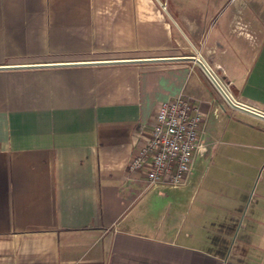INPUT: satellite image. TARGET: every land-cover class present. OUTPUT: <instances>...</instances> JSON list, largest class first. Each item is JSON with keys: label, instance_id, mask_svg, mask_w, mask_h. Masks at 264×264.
I'll return each mask as SVG.
<instances>
[{"label": "crops", "instance_id": "obj_1", "mask_svg": "<svg viewBox=\"0 0 264 264\" xmlns=\"http://www.w3.org/2000/svg\"><path fill=\"white\" fill-rule=\"evenodd\" d=\"M195 49L264 112V0H0V67ZM177 97L204 150L184 185L150 187L129 166ZM262 168L264 121L195 63L0 70V264H264Z\"/></svg>", "mask_w": 264, "mask_h": 264}, {"label": "built area", "instance_id": "obj_2", "mask_svg": "<svg viewBox=\"0 0 264 264\" xmlns=\"http://www.w3.org/2000/svg\"><path fill=\"white\" fill-rule=\"evenodd\" d=\"M205 123L200 107L187 97L163 103L150 139L130 163V172L144 171L150 187L184 185L194 157L204 150Z\"/></svg>", "mask_w": 264, "mask_h": 264}, {"label": "water", "instance_id": "obj_3", "mask_svg": "<svg viewBox=\"0 0 264 264\" xmlns=\"http://www.w3.org/2000/svg\"><path fill=\"white\" fill-rule=\"evenodd\" d=\"M166 10V8H164ZM196 56L178 57L170 59H140L131 61H109V62H97V63H81V64H51V65H32V66H15V67H0V70H12V69H25V68H46V67H66V66H91V65H108V64H141V63H165V62H192L197 64L210 82L214 85L220 95L224 98L226 103L235 110L241 111L258 119L264 121V113L257 111L251 107H248L238 102L229 90L223 85L216 73L206 63L204 58L195 49Z\"/></svg>", "mask_w": 264, "mask_h": 264}, {"label": "rangeland", "instance_id": "obj_4", "mask_svg": "<svg viewBox=\"0 0 264 264\" xmlns=\"http://www.w3.org/2000/svg\"><path fill=\"white\" fill-rule=\"evenodd\" d=\"M168 13L172 14V8L171 7H168ZM263 167V166H262ZM264 173V168L261 169V171H259L258 175H257V178H256V181L253 185V188L252 190H255L257 189L258 187V182L260 181L261 179V175Z\"/></svg>", "mask_w": 264, "mask_h": 264}]
</instances>
